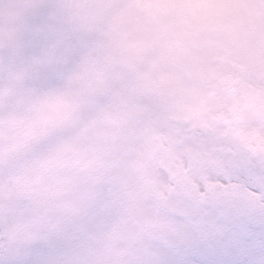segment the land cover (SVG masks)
Instances as JSON below:
<instances>
[{
    "label": "clouds",
    "instance_id": "obj_1",
    "mask_svg": "<svg viewBox=\"0 0 264 264\" xmlns=\"http://www.w3.org/2000/svg\"><path fill=\"white\" fill-rule=\"evenodd\" d=\"M0 264H264V0H0Z\"/></svg>",
    "mask_w": 264,
    "mask_h": 264
}]
</instances>
